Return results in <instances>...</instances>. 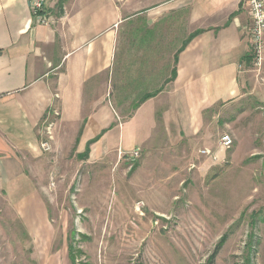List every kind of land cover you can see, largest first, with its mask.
Returning a JSON list of instances; mask_svg holds the SVG:
<instances>
[{"label":"crops","instance_id":"0c3cea01","mask_svg":"<svg viewBox=\"0 0 264 264\" xmlns=\"http://www.w3.org/2000/svg\"><path fill=\"white\" fill-rule=\"evenodd\" d=\"M29 1L0 0V201L35 244L54 235L33 176L46 120L52 145L72 143L85 164L129 162L139 150L148 170L164 158L180 165L199 143L212 153L204 170L226 157L207 128L215 107L246 94L243 0H50L48 24Z\"/></svg>","mask_w":264,"mask_h":264},{"label":"rangeland","instance_id":"374dc122","mask_svg":"<svg viewBox=\"0 0 264 264\" xmlns=\"http://www.w3.org/2000/svg\"><path fill=\"white\" fill-rule=\"evenodd\" d=\"M246 68V94L215 107L207 128L220 148L233 139L212 168L200 167L204 143L149 170L139 150L115 165L83 163L72 143L43 150L33 176L54 235L35 244L0 201V264H70V245L82 249L76 264H264V62Z\"/></svg>","mask_w":264,"mask_h":264},{"label":"built area","instance_id":"2783aa9c","mask_svg":"<svg viewBox=\"0 0 264 264\" xmlns=\"http://www.w3.org/2000/svg\"><path fill=\"white\" fill-rule=\"evenodd\" d=\"M50 0H30V9L33 17L39 24H48L49 17L45 13L46 5ZM251 16L250 28V52L253 55L254 64L261 67L264 62V0H243ZM54 121L44 122V138L41 141V148L44 151L52 150ZM233 139L229 134H224L220 139L221 148H231ZM202 153L212 154L207 149ZM138 150L134 151L132 157L138 156Z\"/></svg>","mask_w":264,"mask_h":264},{"label":"trees","instance_id":"16d2710c","mask_svg":"<svg viewBox=\"0 0 264 264\" xmlns=\"http://www.w3.org/2000/svg\"><path fill=\"white\" fill-rule=\"evenodd\" d=\"M62 2H64V0H62ZM194 35L195 34H192L191 37H189V39L185 42L184 45H186L189 42V40L192 38V36H194ZM252 60H253V55L251 54V52H249L244 58L245 64H247V65L251 64ZM175 77H176V70H174L173 79ZM152 96H153V94H145L143 96V98L141 99V102L146 100L147 98L152 97ZM92 142H94V141H91L90 143H88L87 149H86V151H85V153L83 155H85V156L88 155L89 150H90V144ZM81 250L82 249H80V248L76 249L73 245L69 246V248H68V256H69L70 264H76L78 262L77 256L81 252Z\"/></svg>","mask_w":264,"mask_h":264}]
</instances>
